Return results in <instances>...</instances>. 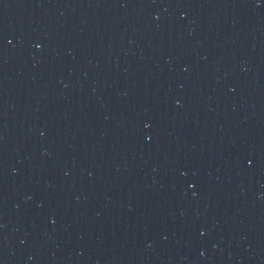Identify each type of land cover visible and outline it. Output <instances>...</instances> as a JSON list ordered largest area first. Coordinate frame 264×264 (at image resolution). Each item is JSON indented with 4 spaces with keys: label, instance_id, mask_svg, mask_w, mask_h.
<instances>
[{
    "label": "water",
    "instance_id": "obj_1",
    "mask_svg": "<svg viewBox=\"0 0 264 264\" xmlns=\"http://www.w3.org/2000/svg\"><path fill=\"white\" fill-rule=\"evenodd\" d=\"M0 264H264V0H0Z\"/></svg>",
    "mask_w": 264,
    "mask_h": 264
}]
</instances>
